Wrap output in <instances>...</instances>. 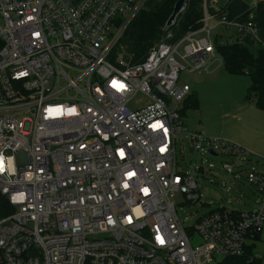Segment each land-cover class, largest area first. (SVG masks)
<instances>
[{"label":"built area","instance_id":"2783aa9c","mask_svg":"<svg viewBox=\"0 0 264 264\" xmlns=\"http://www.w3.org/2000/svg\"><path fill=\"white\" fill-rule=\"evenodd\" d=\"M146 1L0 0V193L11 209L0 264H216L260 233L264 170L241 145L187 128L180 81L222 63L216 39L257 42L254 11L202 0L200 26L175 37L165 24L131 63L119 41ZM178 134L223 156L254 187V207L219 206L185 226L175 198H200L203 169L178 167Z\"/></svg>","mask_w":264,"mask_h":264},{"label":"rangeland","instance_id":"374dc122","mask_svg":"<svg viewBox=\"0 0 264 264\" xmlns=\"http://www.w3.org/2000/svg\"><path fill=\"white\" fill-rule=\"evenodd\" d=\"M229 0H217V4L225 6ZM215 30L213 31V33ZM258 44H255V47ZM180 81L188 83L190 93L197 99V108L189 105L184 114V124L189 130L204 132L208 137L233 141L221 133L236 136L239 126L252 124V117L247 113H240L238 108L244 104L249 77L242 74L227 72L222 63L215 61L210 65V71L181 72ZM146 101L140 95L136 96L130 106ZM183 140V141H182ZM204 156H201V154ZM176 158L178 167L185 170H194L202 167L203 172H197L198 189L200 198L194 202H184L181 195H177V213L184 221L185 226H192L203 214L219 206L231 209L248 211L257 201V192L246 180L242 184L228 174L222 166L223 156H208L206 152L191 150L188 136L178 134L176 142ZM250 168L264 170V159L250 154ZM248 244H253V252L259 256L264 264V224L260 236ZM210 264H215L214 262Z\"/></svg>","mask_w":264,"mask_h":264},{"label":"trees","instance_id":"16d2710c","mask_svg":"<svg viewBox=\"0 0 264 264\" xmlns=\"http://www.w3.org/2000/svg\"><path fill=\"white\" fill-rule=\"evenodd\" d=\"M176 0H147L144 7L128 24L119 41L122 52L131 63L144 59L149 48L163 34V27L172 13ZM202 0H187L184 10L170 27L175 37L200 26ZM231 15H243L248 5L243 0H231L228 4ZM252 38L243 40L216 39V51L222 57L224 69L232 74H244L249 77L245 101L264 111V47L257 45ZM191 105L197 108V99L190 93L183 102V113ZM7 200L0 193V214L10 212ZM258 237H253L252 241ZM216 264H262L253 252V244H247L242 254L225 257Z\"/></svg>","mask_w":264,"mask_h":264},{"label":"crops","instance_id":"0c3cea01","mask_svg":"<svg viewBox=\"0 0 264 264\" xmlns=\"http://www.w3.org/2000/svg\"><path fill=\"white\" fill-rule=\"evenodd\" d=\"M243 1L247 3L248 9L250 8L254 11L253 17L257 24L256 43L264 47V0ZM238 111H240V113L244 112L250 114L253 120L252 124L248 126H239L236 129V136H232L229 133L221 134L224 137L231 138L233 140L232 142L241 145L251 154L256 155L257 158L264 159V111L246 101L244 104H240ZM259 236L260 233L258 234L257 239Z\"/></svg>","mask_w":264,"mask_h":264},{"label":"water","instance_id":"95a60500","mask_svg":"<svg viewBox=\"0 0 264 264\" xmlns=\"http://www.w3.org/2000/svg\"><path fill=\"white\" fill-rule=\"evenodd\" d=\"M187 0H176L172 13L167 19L166 26H171L175 21L177 16L184 10Z\"/></svg>","mask_w":264,"mask_h":264},{"label":"snow or ice","instance_id":"6c2138e0","mask_svg":"<svg viewBox=\"0 0 264 264\" xmlns=\"http://www.w3.org/2000/svg\"><path fill=\"white\" fill-rule=\"evenodd\" d=\"M4 169H5L4 161L2 159H0V171H3ZM145 191H147V190H145ZM160 242L163 243V240H160Z\"/></svg>","mask_w":264,"mask_h":264},{"label":"clouds","instance_id":"9594fccd","mask_svg":"<svg viewBox=\"0 0 264 264\" xmlns=\"http://www.w3.org/2000/svg\"><path fill=\"white\" fill-rule=\"evenodd\" d=\"M0 159H2L3 160V156H2V154H0ZM5 170V169H4ZM4 170L3 171H0V173H3L4 172ZM11 171H14V169H11Z\"/></svg>","mask_w":264,"mask_h":264}]
</instances>
